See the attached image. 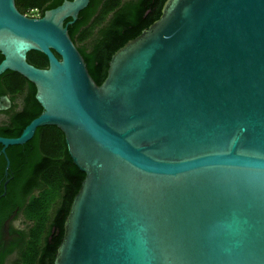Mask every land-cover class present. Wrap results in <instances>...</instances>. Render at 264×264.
Returning a JSON list of instances; mask_svg holds the SVG:
<instances>
[{"label": "water", "instance_id": "95a60500", "mask_svg": "<svg viewBox=\"0 0 264 264\" xmlns=\"http://www.w3.org/2000/svg\"><path fill=\"white\" fill-rule=\"evenodd\" d=\"M87 1L31 16L0 0V73L41 106L0 135L4 173L43 124L84 173L51 264H264V0H164L99 83L66 29Z\"/></svg>", "mask_w": 264, "mask_h": 264}, {"label": "trees", "instance_id": "16d2710c", "mask_svg": "<svg viewBox=\"0 0 264 264\" xmlns=\"http://www.w3.org/2000/svg\"><path fill=\"white\" fill-rule=\"evenodd\" d=\"M60 1L14 0V5L21 13L34 16L28 11L34 10L36 15H41ZM163 1L88 0L78 10L76 18L66 24L69 37L96 83L106 74L110 54L156 19ZM25 57L35 66H47L46 56L40 51L28 50ZM34 91L33 83L18 72L5 69L0 73V95L6 94L11 101L14 98L20 100L18 107L0 110L5 114V120L0 122V135H18L39 113L41 106ZM4 153L8 158L7 175L11 177L5 185L4 195L0 194V219L17 205L28 222L26 228L20 230L26 239L13 264H51L62 234L64 216L84 173L72 162L63 133L53 124L36 126L30 138L23 143L8 144ZM4 165V156L0 152V192L3 190ZM51 191L47 202L46 194ZM2 256L0 253V264Z\"/></svg>", "mask_w": 264, "mask_h": 264}, {"label": "flooded vegetation", "instance_id": "af4514ba", "mask_svg": "<svg viewBox=\"0 0 264 264\" xmlns=\"http://www.w3.org/2000/svg\"><path fill=\"white\" fill-rule=\"evenodd\" d=\"M19 102H20L19 98L12 99L9 107H7L6 109L18 107ZM3 175H4L3 180L7 179L8 181L9 178L11 177L10 175H7V168L5 173L3 168ZM4 189L1 192L5 193ZM4 193L1 195H4ZM20 211L21 210L20 208H18L17 205L12 206L10 211L3 218L0 219V253H2L3 255L1 259L2 260L1 264H4L5 260L9 256H11L9 260L10 264H13L19 257L20 250L25 242L26 238L23 235V233L20 232V230L26 228V226L24 227V223H26L25 222L26 220L25 219L20 220V218H18ZM20 224H22L23 226H20ZM9 247H11V250L8 251Z\"/></svg>", "mask_w": 264, "mask_h": 264}, {"label": "rangeland", "instance_id": "374dc122", "mask_svg": "<svg viewBox=\"0 0 264 264\" xmlns=\"http://www.w3.org/2000/svg\"><path fill=\"white\" fill-rule=\"evenodd\" d=\"M28 13H29V14H34V16L36 15L34 10H29ZM3 120H5V114L2 113V112H0V122L3 121ZM51 195H52V191H51L50 193H47V194H46L47 202H48V200H49V196H51ZM49 207H51V203H50ZM49 209H50V208H49ZM18 218H20V220L23 219L21 211L19 212ZM23 220H24V219H23ZM25 222H26V223H24V227L28 225V222H27V221H25ZM20 223H21V222H20ZM20 226H23V225L20 224ZM10 258H11V256H9V257L5 260L4 264H10V261H9Z\"/></svg>", "mask_w": 264, "mask_h": 264}]
</instances>
